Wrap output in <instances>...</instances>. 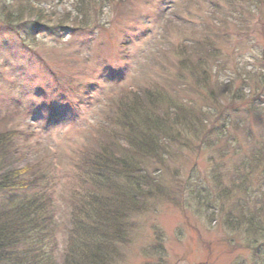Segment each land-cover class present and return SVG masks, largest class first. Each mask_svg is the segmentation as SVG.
Here are the masks:
<instances>
[{"label": "rangeland", "instance_id": "1", "mask_svg": "<svg viewBox=\"0 0 264 264\" xmlns=\"http://www.w3.org/2000/svg\"><path fill=\"white\" fill-rule=\"evenodd\" d=\"M36 2L62 26L33 34L25 16L19 35L4 16L19 0H0V130L30 136L18 167L44 177L56 209L53 230L28 240L31 258L63 264L68 205L95 189L91 154L126 148L120 124L147 98L164 134L136 157L150 189L109 264H264V0Z\"/></svg>", "mask_w": 264, "mask_h": 264}, {"label": "trees", "instance_id": "2", "mask_svg": "<svg viewBox=\"0 0 264 264\" xmlns=\"http://www.w3.org/2000/svg\"><path fill=\"white\" fill-rule=\"evenodd\" d=\"M19 2L16 13L4 11L7 25L19 35L23 34L20 27L26 24L25 16L34 19L33 29L28 30L33 34L44 32L51 25L62 26L64 18L57 15L54 7L45 9L36 0ZM79 14H84V11L80 10ZM76 18L73 20L79 23ZM146 100H142L141 117L137 119L128 113L124 123L120 124L118 132L122 141L126 142V148L118 149L111 141H106L101 144L103 147L91 154L92 161L85 168L92 179H87L85 183H94L95 189L85 188L80 194H75L68 205L72 222L67 226L69 231L65 235L63 264H109V259H113L112 251L125 239L123 225L128 222L127 210L133 205L136 207L137 200H140L138 194L144 188L150 189L147 175H137L140 173V160L137 158L153 153L156 137L161 138L164 134L153 104ZM30 142V136L21 130L8 127L0 130V194L40 192L22 203L14 204L6 200L7 204H0V264H54L50 261L53 258L47 254L43 260L32 259L30 249L25 248L33 232L39 233L34 239L39 243L42 240L40 234L52 231L56 219L53 192L48 191L50 186H47L44 177H36L35 181L26 180L25 174L30 172V165L18 167L20 162L28 160L29 151L25 150ZM122 179L125 186L116 185ZM135 196L136 202L133 199Z\"/></svg>", "mask_w": 264, "mask_h": 264}]
</instances>
